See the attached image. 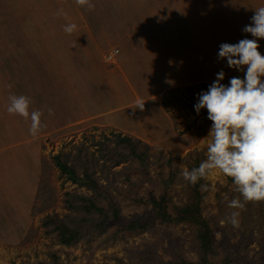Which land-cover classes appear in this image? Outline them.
I'll list each match as a JSON object with an SVG mask.
<instances>
[{
  "label": "rangeland",
  "instance_id": "obj_1",
  "mask_svg": "<svg viewBox=\"0 0 264 264\" xmlns=\"http://www.w3.org/2000/svg\"><path fill=\"white\" fill-rule=\"evenodd\" d=\"M133 3L135 13L124 0H0V264L196 261L195 227L163 222L147 201L166 180L168 209L188 203L195 162L204 168L198 191L209 260L264 264V200L249 202L245 185L230 180L248 162L245 136L264 144V62L250 70L240 50L264 40V0ZM223 6L242 30L234 40L222 28ZM258 45L263 55L252 52L254 60L264 56ZM118 134L148 144L147 175L130 156L111 164L113 153L129 151ZM65 153L77 170V158L95 167L105 199L58 169L53 156ZM65 192L90 194L105 208L111 201L118 218L62 244L43 219L70 212ZM249 208L259 214L254 226L243 219ZM132 220L145 228L128 229Z\"/></svg>",
  "mask_w": 264,
  "mask_h": 264
},
{
  "label": "trees",
  "instance_id": "obj_2",
  "mask_svg": "<svg viewBox=\"0 0 264 264\" xmlns=\"http://www.w3.org/2000/svg\"><path fill=\"white\" fill-rule=\"evenodd\" d=\"M235 103L226 105L225 110L232 112ZM245 119L250 123L247 115H244ZM246 145L241 150L247 154L248 162L239 169L235 170V174L230 177V180L236 184H244L245 189L240 193L242 197L249 199L248 201L256 204L260 200H264V144L256 141L255 137L245 136ZM117 142L122 143L128 147L127 153L118 151L109 156L111 158L112 165H116L122 159L124 161L125 156L135 158L142 165V173L147 175L146 161L148 156V144L143 143L144 147L138 148V143H141L139 138H133L127 134H118ZM63 155V157H62ZM67 153L55 154L53 161L58 169L67 175V179L77 184H83L87 186V189L95 193L99 198L105 199L108 192L100 185L99 181L94 178L93 171L95 167L88 163L85 158H77L79 161L78 170L74 166L68 164L66 161ZM193 171V196L191 200L183 204L182 206H173L172 211L168 209L167 198L165 193V187L167 181L163 180V192L157 198L151 195L147 200L152 204L154 210L158 214V218L163 222H185L192 224L195 227V237L197 240V252L198 259L196 261H189L181 256H178L176 260L167 262L166 264H215L209 260V255L214 251L211 238V228L207 221L202 217L200 212L201 194L198 191L199 182L204 174V168L197 162H195ZM171 180L175 176V171L169 173ZM65 204L70 212L64 217L60 218L56 215H47L43 219V225L49 231H55L58 241L62 244L70 245L76 240L81 238L85 234H89L93 231L103 230V226L107 219H117L119 215V208L109 201L107 208L98 204L90 194L78 193V192H65ZM253 196H258L256 201ZM252 197V198H251ZM139 202H145L141 198H138ZM264 202V201H263ZM259 205V204H258ZM250 209L246 210L243 215V219H250L251 226H254L253 213H250ZM262 211V210H261ZM258 211V212H261ZM262 224H264V209L260 213ZM264 227V226H263ZM127 228L130 230H143L145 223L139 220H132L127 223ZM228 260V259H227Z\"/></svg>",
  "mask_w": 264,
  "mask_h": 264
},
{
  "label": "crops",
  "instance_id": "obj_3",
  "mask_svg": "<svg viewBox=\"0 0 264 264\" xmlns=\"http://www.w3.org/2000/svg\"><path fill=\"white\" fill-rule=\"evenodd\" d=\"M127 4H130V6L128 7V9L127 10H129L131 7H132V9H131V11L130 12H132V13H135L136 11H137V9H139V8H136V5H138V4H136V3H133V2H136L137 0H124ZM177 2H178V0H177ZM132 3V4H131ZM166 8V7H165ZM222 10H224V12L222 13V15H223V17L224 18H222L221 17V20H223L222 21V28H224V30H226L227 29V34H229V35H231V37L233 38V40H234V36L235 35H237V34H240V31H242V30H240V31H235V27H237V21L235 22V20H234V17L232 16V17H229V18H226V13H225V7L223 6V9ZM166 11H167V8H166ZM190 11V10H189ZM226 11H229V10H226ZM233 13V12H232ZM232 13H231V15H232ZM221 15V16H222ZM183 16V18H185L184 20H187V22H189V15H182ZM173 18L174 17H172V15H171V17H168V18H166L168 21H170V23H172L173 24ZM166 19H164L165 21H166ZM232 19L234 20L233 22V24H227V22H231L232 21ZM240 23H241V26H243V21L242 20H240ZM58 24H56L55 26H52V25H50V32L51 33H53L52 32V28H54V27H59V25L57 26ZM181 25V24H180ZM179 25V26H180ZM251 28H253L252 26H251ZM249 29V28H248ZM262 29H264V27H262ZM181 30V29H180ZM249 30H252V29H249ZM264 31H262V32H259L260 34H264L263 33ZM54 33H56V32H54ZM195 34H196V38H197V40H200L201 39V33L200 32H195ZM244 35H245V38H244V40L247 38H254V33L252 32V34L251 33H249V32H245V33H243ZM244 40H240L241 42L242 41H244ZM261 39H258L257 40V42H256V45H253V46H251V47H249L248 49H246L247 48V46H245V47H242V48H240V50H241V52H242V56H245V57H248V58H250V60H248L249 62H251L250 64H251V66L252 67H249V65L247 66V67H249L250 68V70L252 69V70H254V68H253V63L255 64L256 62L255 61H261L262 63L264 62V56L263 57H261V58H258V60H254V58L251 56V53L253 52L254 54H256V56L258 55V56H260V55H263V53L262 54H260V52H259V48H260V45H258L259 43L260 44H264V40H262L261 42ZM250 42V41H249ZM174 48H176V45H174ZM158 51L157 52H159V54L161 53L160 51H159V49H157ZM183 50H185V48H183ZM162 51V50H161ZM173 51H175V50H173ZM156 52V53H157ZM176 52H178V51H176ZM210 51L208 50V53H209ZM262 63H261V65H262ZM263 67V66H262ZM240 72V71H239ZM244 72V71H243ZM14 145V144H13ZM12 146V145H11Z\"/></svg>",
  "mask_w": 264,
  "mask_h": 264
},
{
  "label": "built area",
  "instance_id": "obj_4",
  "mask_svg": "<svg viewBox=\"0 0 264 264\" xmlns=\"http://www.w3.org/2000/svg\"><path fill=\"white\" fill-rule=\"evenodd\" d=\"M117 52H118L117 49L112 50L110 53H108V54L106 55V58H107V59H112L113 57L116 56V53H117Z\"/></svg>",
  "mask_w": 264,
  "mask_h": 264
}]
</instances>
